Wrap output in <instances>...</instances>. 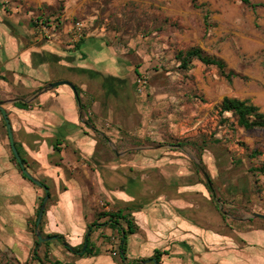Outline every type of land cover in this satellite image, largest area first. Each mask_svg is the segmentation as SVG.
Returning a JSON list of instances; mask_svg holds the SVG:
<instances>
[{
    "label": "rangeland",
    "instance_id": "1",
    "mask_svg": "<svg viewBox=\"0 0 264 264\" xmlns=\"http://www.w3.org/2000/svg\"><path fill=\"white\" fill-rule=\"evenodd\" d=\"M74 1L84 5L71 25L87 24L84 34L92 31L100 36L110 49L119 50L127 64H134L138 73L124 72V81L134 80L132 88L128 83L116 87L104 82L100 96H92L86 105L88 114L96 102L100 109L109 108V114L99 111L101 119L93 126L84 119L91 128L80 130V134L90 133L91 138L82 139L84 143L62 144L59 131L36 129L28 139L34 144L28 146L34 156L21 154L26 172L46 185L62 173H93L99 185L111 190L101 193L105 203H99L100 207L116 202L117 194H126L114 211L121 207L137 227L136 236L129 239V262L154 264L150 248L156 249V244L145 245L153 229L156 236L164 238L160 251L168 250L170 242L160 225L172 218H185L193 226L224 236L231 248L243 249L241 234L254 227L264 228V175L251 171L264 164V133L239 128L230 114L224 115L227 121L222 122L217 107L222 98H237L264 113V0H250L262 5L255 9L238 0ZM64 10L65 0H56L36 11L46 18L60 16ZM66 39L67 44L75 45L70 37ZM42 40H55V36ZM193 47L222 59L227 70L241 78L229 82L215 67L196 60L189 70H182L175 55ZM140 76L148 84L143 93L136 87ZM105 86L110 90L106 92ZM207 183L214 197L206 189ZM19 192L25 204L13 215V223L0 217V264H40L32 254L37 233L46 234L43 218L34 226L44 190L30 183V190L21 187ZM249 218L248 227L245 223ZM78 228L85 229L82 221ZM62 229L71 236L65 241L72 246L77 228L71 233V227L64 223ZM96 236L92 234L91 242L102 251L118 249L112 235ZM66 252L55 240L48 245L38 242L37 255L43 264L81 261ZM92 260L83 264H93ZM99 260L96 264L106 262L105 258ZM167 261L168 255L161 257V264Z\"/></svg>",
    "mask_w": 264,
    "mask_h": 264
},
{
    "label": "crops",
    "instance_id": "2",
    "mask_svg": "<svg viewBox=\"0 0 264 264\" xmlns=\"http://www.w3.org/2000/svg\"><path fill=\"white\" fill-rule=\"evenodd\" d=\"M55 1L0 0V102L6 112L13 145L20 159H23L21 154L27 157L26 152L34 156V152L28 149V146L32 148L34 144L28 139L36 133V129L59 131L57 133L62 144H78L80 140V143H84L82 139L84 137L88 139L90 133L80 134V130L91 129L85 125L84 119L93 126V122L99 123L101 119L97 114L99 111L109 114V108L100 109L101 105L97 102L92 103L90 107L92 113L88 114L86 105L90 104L92 96L94 94L100 96L104 82H107V86L114 83L116 87L128 83L127 85L132 88L134 80L124 81L126 77L124 72L133 70V73H138L134 64H127L121 54L117 53L119 50L110 49V46H106L102 38L92 31L85 33L78 44H67L66 38L70 37L69 29L73 25L71 22L84 2L75 4L74 0H65V10L60 16L43 18L37 15L38 8L43 5L50 6ZM29 7L34 10H29ZM35 15L36 18L54 25L52 36H55V40L43 41L37 36L33 23ZM69 25L71 26L68 28ZM86 25L84 28H87ZM70 85L77 88V97ZM107 86L106 92L110 90ZM12 159L16 161L11 151L6 125L0 114V217L10 218L13 223V215L25 204L19 190L21 187L30 190V183L28 185L24 182L18 165ZM46 186L50 195L46 204H50L44 208L41 217L44 220L45 235L59 234L70 240L69 233L62 229V225L66 223L71 227V233L76 232L77 228L78 233H75L76 236L73 238L75 242L72 244V247H77L83 241L86 227L91 221L98 223L105 221L103 218L97 221L98 215L95 219V214L101 211L102 206L100 207L99 203H105L101 193H111V190L99 185L93 173L77 170L71 174L62 173L58 180ZM125 197L126 194H117L118 200L110 206L102 207V212L119 210L114 211V206L120 204L121 199H126ZM15 199L17 201L13 203L12 200ZM251 219L245 223L248 227ZM10 221L6 220L11 226ZM81 221L85 229L78 228ZM160 230L167 235V242H170L167 264H264L263 227H254L252 231L241 234L245 241V244L244 241L242 243L243 249L231 248V244L224 240V236L193 226L185 218L178 220L172 218L166 225H160ZM153 231L157 230L153 229L150 232V238L145 244L149 242L156 244V249L150 248L151 252L160 250L164 241L163 237L156 236L157 232L155 235ZM92 234L112 235V241H118L119 245L116 230L109 227L94 229ZM130 236L127 238L126 257L130 249ZM91 237L93 255L80 257L81 261L77 262L78 264L86 263L87 259H93L92 263L96 264L100 258H105L106 262L103 264H122L119 260L113 259L119 258L118 249L114 248L111 252L102 251L100 245L92 244ZM152 255L150 254L151 257ZM62 263L74 264L69 260Z\"/></svg>",
    "mask_w": 264,
    "mask_h": 264
},
{
    "label": "trees",
    "instance_id": "3",
    "mask_svg": "<svg viewBox=\"0 0 264 264\" xmlns=\"http://www.w3.org/2000/svg\"><path fill=\"white\" fill-rule=\"evenodd\" d=\"M243 5L255 9L258 7H261V4H255L251 3L250 0H238ZM195 3L196 0H193ZM207 15H205V18ZM175 59L179 61L180 68L182 70H189L192 62L194 60L198 61L204 66L207 67H215L222 77H224L227 81L231 82L233 79L241 78V76L231 70H227L226 64L222 59L210 57L206 55L200 48L193 47L186 51H179L175 55ZM74 93L77 97V88L73 85H70ZM79 101V99H78ZM80 104V103H79ZM80 109H82V105L80 104ZM218 115L221 118L222 122L227 121V117H224L226 114H230L236 121V124L239 128L245 130V131H253V130H261L264 133V113L260 112L259 108L253 105L251 102L247 100H239L237 98H224L220 104L217 107ZM1 114V113H0ZM2 119L6 125L5 119L2 116ZM179 146H182V144H179ZM254 156L259 155L258 152H253ZM21 164H24L25 161L23 159H20ZM18 165L19 171L21 173V176L30 182L31 184L38 186L39 188L44 190V196L49 195L48 186H46L44 183L40 182L39 185L35 184L31 178H27L22 173V168L20 167L21 164L16 163ZM251 171L255 174L264 175V164L251 168ZM46 189V190H45ZM206 189L208 192H210L211 196L213 195V189L209 186V184H206ZM43 200V199H42ZM41 203L36 211V219L39 213ZM124 210L119 209L115 212H101L97 216V221L100 219H105L103 223L98 222H92L86 227V231L84 234L83 241L80 245L77 247L70 246L66 241L65 238L62 235L59 234H48V235H41V238H44L45 241H43L44 245H48V242L50 241H57L61 243L62 247L69 253H72L75 256L78 257H86L93 255V251L91 250L90 246V237L94 229H99L102 227H109L113 230H116L118 236H119V258L121 259L122 264H144L143 260L139 261H133V262H127L126 257V247H127V238L130 235H134L137 231V227L135 223L133 222L132 218L127 215H124ZM218 212L220 210L218 209ZM36 224V221L34 223V226ZM40 230V229H39ZM41 232V231H40ZM37 247H38V239L35 241V247L33 249L32 259L38 261L40 264H43V261L39 258L37 255ZM168 255V252L166 250L160 251V250H154L152 257H150V261H154L155 264H161V257ZM51 264H64L61 261H53Z\"/></svg>",
    "mask_w": 264,
    "mask_h": 264
},
{
    "label": "built area",
    "instance_id": "4",
    "mask_svg": "<svg viewBox=\"0 0 264 264\" xmlns=\"http://www.w3.org/2000/svg\"><path fill=\"white\" fill-rule=\"evenodd\" d=\"M35 30L37 33V36L41 39L43 38H51L52 37V30L54 29V25L50 24L48 22H45L43 19L40 18H35L33 20ZM84 25L82 22H76L71 26L69 29V34H70V41L73 44H78L83 38H84V33H83ZM147 79L144 76H140L137 79V91L140 93L145 92L147 89Z\"/></svg>",
    "mask_w": 264,
    "mask_h": 264
},
{
    "label": "water",
    "instance_id": "5",
    "mask_svg": "<svg viewBox=\"0 0 264 264\" xmlns=\"http://www.w3.org/2000/svg\"><path fill=\"white\" fill-rule=\"evenodd\" d=\"M0 113H1V115L3 116V118L5 119V122H6V128H7V133H8V137H9V142H10V144H11V151H12V153H13V155H14L16 161H17V163L21 164V162H20V157H19V155H18V153H17V151H16V148H15L14 145H13V139H12L11 127H10V124H9V121H8V118H7V115H6V112H5V110H3V108H2V102H0ZM20 167L22 168V173H23L27 178H31V179L33 180V182H34L35 184H37V185L40 184L39 181H37L36 179L32 178V177L26 172V170L24 169V167H23L22 164L20 165ZM45 190H46V189H45ZM47 199H48V196H45L44 199H43V201H42V204H41V206H40L39 213H38L37 220H36V225H37V226H38V224H39V222H40V220H41V217H42V214H43V211H44V208H45V204H46ZM255 217H261V216H258V215H257V216H255ZM36 236H37V238H38V242H39V243L45 241V239H42V238H41L40 233H37ZM152 262L155 264L154 261H152Z\"/></svg>",
    "mask_w": 264,
    "mask_h": 264
}]
</instances>
